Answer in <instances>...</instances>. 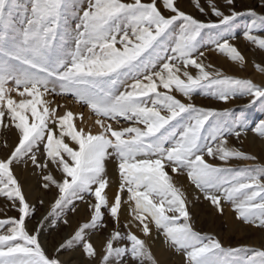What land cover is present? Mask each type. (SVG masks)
Here are the masks:
<instances>
[{
    "label": "snow or ice",
    "instance_id": "obj_1",
    "mask_svg": "<svg viewBox=\"0 0 264 264\" xmlns=\"http://www.w3.org/2000/svg\"><path fill=\"white\" fill-rule=\"evenodd\" d=\"M194 2L199 8L198 0ZM162 3L173 14L170 18L161 14L157 0L151 3L88 0L82 15L78 11L79 0H0V122L7 116L10 126L19 134L12 155L0 160V197L14 204L18 202L16 210L20 214L19 220H0V264H60L59 260L46 256L39 243V229L30 235L25 228L31 209L14 178L12 165L28 155L36 167L47 168L50 162L63 173L62 183L51 175L44 177L45 188L51 184L59 191L53 212L74 202L82 193L94 196L91 223L81 226L63 246L70 248L81 243L90 259L95 258L96 251L90 242L84 243V233L98 225L107 227L102 224V209L108 207L105 162L110 154L118 158L121 180L110 215L118 222L122 194L127 192L128 202L135 205L133 219L141 226L143 235H151L149 221L154 222L167 242L187 253L188 264H235L233 257L244 250L225 249L219 241L193 231L186 198L168 175L169 167L174 175L187 171L192 184L205 192V198L220 214L224 200L235 204L237 219L264 228V178L248 175L247 169L213 166L201 154L206 128H212L210 121L229 113L186 105L172 94L179 93L190 101L199 90L211 89L222 103L237 95L251 97L246 107L264 101V87L224 77L214 69L209 71L210 66L200 59L203 53L196 56L204 30L230 29L245 15L254 17L245 39L264 50V38L254 34L256 21L264 25V15L257 16L251 10L225 15L214 10L219 23H202L179 11L176 0ZM227 4L232 5L233 0H227ZM73 17L78 21L74 29L70 24ZM178 22L180 32L173 37L172 28ZM169 37H173L174 45L168 49L171 59L160 71L148 74L157 68L161 55H166L162 46ZM69 42L74 45L71 49ZM218 51L235 63H245L238 49L227 41L218 46ZM257 68L264 71L260 66ZM188 69H195L198 74L193 76ZM127 79L135 80L129 85L130 90L116 95L115 86ZM12 83L15 87L10 89L8 85ZM56 83L60 91L53 87ZM13 93L21 98L20 102L12 98ZM49 93L73 96L78 103L88 106L100 118L96 123L101 133L92 135L77 130L74 123L77 117L71 112L57 117L58 109L50 110L43 100ZM186 115L190 119L178 132L177 123ZM104 120H123L133 126L116 131L111 123L105 125ZM235 127L243 128L245 123L238 122ZM255 131L264 136V121ZM222 134H228L224 128L219 125L213 128L214 139L221 143L208 148V157L225 163L254 159L228 149V141ZM240 134L235 132L237 138ZM66 138L75 149L65 142ZM169 141L172 147L165 148ZM42 142L46 143L47 157L43 165L37 163L34 154ZM224 173H233L232 178L222 179ZM6 225L11 227L3 234ZM125 240V246H115ZM125 258L136 264L152 260L144 240L131 232L126 236L113 232L106 243L103 264H110L113 259L121 264ZM257 258L259 264H264V251L256 252L243 264H257Z\"/></svg>",
    "mask_w": 264,
    "mask_h": 264
},
{
    "label": "rangeland",
    "instance_id": "obj_2",
    "mask_svg": "<svg viewBox=\"0 0 264 264\" xmlns=\"http://www.w3.org/2000/svg\"><path fill=\"white\" fill-rule=\"evenodd\" d=\"M130 1L132 2V0ZM122 2L128 3L129 0H122ZM142 2L151 3V0H142ZM198 3L199 8L197 7L194 0H176L175 6L179 11L192 16L197 21L202 23H219V18L213 15L214 10L221 11L225 15H230L232 11L239 13L250 10L254 11L257 16L264 15V6H262L264 5V0H233L232 5H228L227 0H198ZM87 5L88 0H79L78 11L80 12V15H82L84 10H87ZM157 6L161 11V14L166 18H170L173 15L164 8L162 0H157ZM253 20L254 17L245 15L235 21L230 29L204 30L199 38L200 48L198 49L196 56H200V54L203 53V56L200 57L202 62L204 64L209 62L210 64L208 63L206 66H210V69H214L217 72L219 71L223 73L224 77L248 80L256 86L263 87L262 83L259 82V79L254 81L252 76L254 75L253 72L256 71L260 74L262 80H264V71L258 70L257 68V66H260L261 69H264V50L256 48L252 43L245 39V36L248 34L249 27L253 23ZM77 22V19L74 17L70 19V24L73 29L75 28ZM180 26V22L173 26V37L179 34ZM262 28H264V25H261L259 21H256V30L254 34L258 38H264V30H261ZM173 37H169L162 46L163 52L166 53V55H161V59L158 61L157 68L150 70L148 74L160 71V69L163 67V64L166 63L167 60L171 59V53L168 51V49L174 46L172 44ZM226 41L238 49V51L244 57L245 63H235L231 61L227 55L221 54L218 51V46ZM73 47L74 45L69 42L68 48L71 49ZM220 58L228 63L226 67L225 65L216 62L220 60ZM248 60L249 65L252 64L250 70L247 67ZM212 63L213 65H211ZM235 66H237V68H235ZM187 71H189L190 74L193 71L195 73L194 74L192 72L191 75L194 74L193 76L198 74L196 72L197 70L195 69H188ZM134 82V79L124 80L116 85L113 91L116 95H119L125 90H130L129 85ZM8 87L11 89L14 88L15 85L12 83L9 84ZM53 87L56 89V91H60L58 83L54 84ZM172 94L177 100L186 105L191 103L197 108L229 113L227 116L213 118V120L210 121L212 128H206L203 142L204 149L201 154L205 156L207 163L216 167L230 168L233 170L247 169L248 175L264 178V171H261L264 169V157L260 156L259 159L253 153L252 147L255 142H258L260 145H262L261 147H264V136L258 135L255 131L256 126H258L261 121H264V101H258L252 107H246L251 103V97L237 95L235 99H230L228 103H222L220 100L214 97V93L211 89L199 90L197 93L193 94L190 101L187 98L181 96L179 93L174 92ZM49 96H51L50 107L56 103L58 104L56 107V109H58L57 117H63L65 115L62 114L61 102H70L72 105H77L80 107L79 118L82 117V119H80L81 122H85L86 124L85 127H81L80 129H83L85 133L90 132L92 135H99L101 133V128L96 123L97 119L100 118L97 117L88 106L78 103L76 98L73 96L53 95L52 93H49ZM12 98L18 102L16 99L17 95L15 93L12 94ZM87 111H90V118L85 121L84 115ZM189 119L190 117L186 115L181 119L180 122L177 123L178 132L184 126H186ZM241 121L245 123V127L237 129L235 125ZM104 123L105 125L111 123L113 129L116 131L133 126L123 120H119L118 122L104 120ZM10 124L11 121L7 116L2 122H0V160H7L12 155V152L19 142L18 131L14 129V127H11ZM217 125H219L221 128H224L225 132L228 133L227 135L222 134V138L227 139L228 144L232 145L231 150L252 156L254 159L229 160L226 163L227 165L220 166L218 162H216L217 158L208 157L206 155L208 148H216L221 143L220 140L214 139L213 137V128H215ZM76 128L79 130L78 127ZM237 131L241 133L239 138H237L235 135V132ZM65 142L74 149L76 148V146L73 145L67 138ZM45 147L46 143L42 142L34 149V154L37 157V163L41 165L47 162ZM171 147L172 141H169L167 144H165V148ZM108 161L112 162V164L116 166V175L118 177V194L121 187L118 158L110 154ZM239 161H241L242 164H237ZM166 171L170 176L172 173L171 167L167 168ZM12 172L14 178L21 187L26 202L31 209L30 215L25 220L26 231L30 235H35L39 229V243L46 256L49 259L54 257L53 259L59 260L60 264H103L105 250L101 252V254H96L95 258L90 259L84 252L83 244L81 243H77L70 248L65 247L63 250L59 249L61 245H65L67 241L73 238L81 226L91 223V218L94 214L92 211V205L95 204L94 196L90 195L88 192L82 193L75 199L74 202H70L62 209H58L56 212H53V205L58 199L59 191L54 185L51 184L45 188L44 185L47 182L44 180V177L51 175L56 182L59 180L60 183H62L64 176L56 165L48 162L47 168H38L33 164L31 155H28L23 159V161L14 162L12 165ZM179 175L186 178L196 191V199L193 203H190L187 206V211L190 216L189 223L193 231L200 234L201 236L211 237L214 240L219 241L222 247L225 249H243L244 251L233 257L235 264H243L245 260L254 257L256 252L264 251V228H257L254 223L249 224L237 219L238 214L233 210L235 204L226 202L224 200L221 201L223 214H219L220 216L217 215L219 211L214 212L211 201L205 198L204 191H201L194 184H192L188 177L187 171H183ZM232 175L233 173H224L222 174V179H230L232 178ZM91 191L94 192L95 187H93ZM117 194L115 195V198ZM115 198L113 202L108 201V207L102 209V215L104 217L102 224L106 225L107 227H101L98 225L95 228L87 229L84 233V243L90 242L95 248L97 244H100L104 241L107 242L113 232L118 231L121 236H126L129 232L134 234L124 222L125 219H123L124 217L121 216L120 212V221L118 220V222L115 221L110 215V209L112 206H114ZM128 201L129 194L124 192L122 194L121 209L124 205H126L125 209L128 217L130 216L133 218L135 205L134 203ZM18 208V202L14 204L13 202L8 201L6 198L0 197V220H19L20 214L16 210ZM216 215L218 218L214 220L213 218L216 217ZM65 221H67V223H65ZM180 223L182 224L184 221L181 220ZM10 227V225L4 226L2 233L6 234ZM155 232L157 234L155 245L162 243L161 245L167 246L168 256L166 258L168 260V264H188V261L186 260V252L178 251L176 247L167 242L162 230H158L156 228ZM146 242L147 240H145V243ZM126 244V240L118 241L116 242L115 246L122 247ZM146 246L151 253L152 260H145L144 264H163L161 261L158 262L156 260L151 248L153 246ZM54 248L55 255L52 254ZM72 255H76V257L73 258ZM110 264H116L115 259H113ZM121 264H136V262L130 258H125ZM257 264H259V258H257Z\"/></svg>",
    "mask_w": 264,
    "mask_h": 264
},
{
    "label": "bare ground",
    "instance_id": "obj_3",
    "mask_svg": "<svg viewBox=\"0 0 264 264\" xmlns=\"http://www.w3.org/2000/svg\"><path fill=\"white\" fill-rule=\"evenodd\" d=\"M126 1V0H125ZM147 1V0H146ZM128 3H131V1L129 0ZM212 10V9H211ZM216 58V57H215ZM216 62H219L220 64H223L225 65V67L228 65V63H226L224 60H222L220 58V60L216 61ZM207 64L209 62H206ZM248 63V68L249 70L251 69L252 67V64L249 65V60L247 61ZM205 64V65H207ZM210 64V63H209ZM219 64V66H220ZM213 65V63L211 64ZM231 66V65H230ZM234 67V65H233ZM229 68V67H227ZM231 68V67H230ZM235 68H237V66H235ZM209 71L213 70V69H208ZM193 72V71H192ZM191 72V74H192ZM197 72V71H196ZM219 72V71H218ZM194 73V72H193ZM254 75L252 76L253 80H258L259 79V82L262 83L263 87H264V80H262V78L260 77V74L257 73L256 71L253 72ZM195 74V73H194ZM193 74V75H194ZM18 100V102L21 101V98L19 96H17L16 98ZM26 99H30V98H26ZM43 100L45 103L48 104L50 110L51 109H56L57 107V103L52 105V107H50V100H51V96L46 95L45 97H43ZM56 102V101H55ZM51 104H52V101H51ZM61 105H62V114H66L67 112H71L73 114L74 117H77V119L74 120V123L76 125V127H78V129H80L81 127H85L86 124L85 122H81L80 118H79V106L77 105H72L70 102H61ZM40 111H42V108L40 109ZM90 111H87L85 113V121L88 120L90 118V114H89ZM16 143H17V140H16ZM262 145H260L258 142H255V144H253V153L260 159V156L264 157V147H261ZM232 145L228 144L227 145V148L228 149H232L231 148ZM216 162H218V164L221 166H225L227 165L225 162H223L222 160H220L219 158L216 159ZM237 164H242L241 161L237 162ZM105 167H106V172H105V178L109 181V186L106 190V193L105 195L107 196V200L109 202H113L114 198H115V195L117 194V187H118V177L116 175V166L112 164V162L110 161H106L105 162ZM170 177L172 178V182L174 183V185L179 188L183 193H184V196L186 198V203H187V206L190 204V203H193L194 200L196 199V191L193 189L191 183L184 177H181L179 174H176L174 175L173 173L170 174ZM28 181V180H27ZM32 182V181H31ZM58 183H60V181L58 180L57 181ZM30 183V182H29ZM27 184V183H26ZM213 205V204H212ZM125 206L124 205L120 211V214L121 216H123L122 218L125 219L124 222L128 225V227L130 228V230L135 234L137 235L138 237H140L142 240H147L146 242V245H150V246H153L151 247L152 248V251L155 255V258L158 262H162L163 264H168V260H167V256H168V249H167V246H164V245H161L162 243L158 244V245H155V241H156V226L154 224V222H150L149 221V227H150V231H151V235L148 236V237H145L143 235V232H142V228L141 226L139 225V223L137 221H135L132 217H128V214L126 213V209H125ZM85 209V208H84ZM213 209H214V212H217V208L213 206ZM83 212V211H82ZM83 214V213H82ZM220 212H218L217 215H219ZM214 217L213 219L216 220L218 217ZM84 216V215H83ZM220 216V215H219ZM120 221V219H119ZM106 243L107 242H102L100 244H97L95 246V251H96V254H101V252H103L105 250V247H106ZM154 244V245H153ZM61 245V244H60ZM62 247L64 245H61ZM60 246L59 249H62V247ZM63 249H65V247H63ZM52 254L55 255V248L54 250L52 251ZM53 257V256H52ZM73 258L76 257V255H72ZM54 258V257H53ZM52 258V259H53ZM166 259V260H165ZM181 259V258H180ZM185 260V259H184ZM186 262V261H185ZM184 264V263H183Z\"/></svg>",
    "mask_w": 264,
    "mask_h": 264
}]
</instances>
